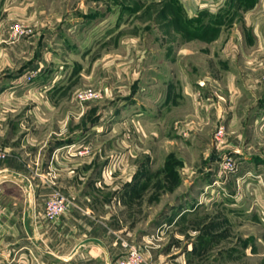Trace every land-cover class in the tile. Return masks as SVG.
Instances as JSON below:
<instances>
[{"label": "rangeland", "instance_id": "obj_1", "mask_svg": "<svg viewBox=\"0 0 264 264\" xmlns=\"http://www.w3.org/2000/svg\"><path fill=\"white\" fill-rule=\"evenodd\" d=\"M258 2L235 0L221 13L188 16L180 0H0V50L9 49L12 57L11 72H0V82H13L7 91L0 87V131L25 130L19 119L27 117V127L32 122L52 135L50 147L64 148L68 164L104 165L90 204L98 214L113 212L124 231H147L165 208L188 195L182 206L193 213L174 228L183 246L205 251L199 264L221 256L210 231L217 212L234 204L235 211L257 213V219L218 221H232L237 231L232 264H264V181L232 149L226 124L216 118L222 97L213 88L215 68L242 66L243 57L231 59L233 38L219 43L216 57L200 49L221 34L250 40L244 19ZM193 41L199 46H188L197 57H185L180 46ZM86 90L94 96L79 104L76 96ZM43 135L38 140L45 141ZM2 142L0 137L8 156L0 160L15 157ZM137 180L139 187H123ZM163 238L131 245L160 264Z\"/></svg>", "mask_w": 264, "mask_h": 264}, {"label": "crops", "instance_id": "obj_2", "mask_svg": "<svg viewBox=\"0 0 264 264\" xmlns=\"http://www.w3.org/2000/svg\"><path fill=\"white\" fill-rule=\"evenodd\" d=\"M180 3L181 9H184L188 16H194L209 10H220L221 13L222 9L228 10L235 0H180ZM249 9L251 10L247 12L244 20L246 26L252 28L250 40L246 41V36L241 33L225 38L221 34L212 37L209 44L200 46V49L206 48L205 52H209L208 55L213 58L218 54L219 43L224 39V43L229 44L233 38V48L236 52L232 54L231 59L234 60L236 55L243 57L242 66L215 68L217 78H214L213 84L216 83V86L212 87L216 88L218 95L222 97L216 101V118L223 119L226 124L227 137L233 140L230 143L232 149L246 161L249 171L258 173L264 181V0H259L254 8ZM200 37L195 35L194 38L199 40ZM198 40L194 41L200 42ZM194 41L180 43L182 55L197 57L198 53L188 46V43L199 46V43ZM247 43L251 45L246 54L244 48ZM11 59L9 49L2 48L0 72L3 71L4 77L9 76L7 72H11ZM4 77L0 87L7 91L13 82L7 83L9 77ZM168 99L165 96L162 102L163 110ZM153 114L155 115L152 111V116ZM146 115L150 118L151 113L147 111ZM26 118L19 119H25L26 128L15 133L18 136L13 137V127H8L4 132L0 131L2 143L15 151V157L0 160V264H115L125 252L124 243L131 245L133 241L150 242L151 239H161V235L164 237V244L161 253L163 260L160 264L203 262L205 251L201 250L199 253V248L191 250L186 244L183 246V238L174 228L182 217L186 218L193 213L182 206L188 195L165 208L159 217L151 222L147 231L135 232L133 228L124 231V227L115 222L113 212L98 214L90 204L91 186H96L95 175L104 173V165L95 166L93 169L90 161H80L81 164L76 165L68 164L64 148L50 147L55 141L50 139L52 135L44 136L32 122L27 127ZM231 130L234 133L233 138ZM40 135L46 140H38ZM47 176L54 177L53 184L74 205L54 220H47L44 216V203L53 192L52 182H48ZM140 183L141 180L129 181L123 187L129 190L139 187ZM120 190L115 188L112 191L121 194L122 191L118 192ZM260 203L264 208V200ZM234 206L236 205L217 212V226L210 228L218 242L216 255L221 254L218 259L213 256L210 264H232L230 260L234 256L236 228L232 221L219 223L218 220L258 218L257 213L235 211L232 209ZM176 212L177 216H174ZM223 238L226 243L222 241ZM258 242H261V239H258ZM195 247H198L197 244Z\"/></svg>", "mask_w": 264, "mask_h": 264}, {"label": "built area", "instance_id": "obj_3", "mask_svg": "<svg viewBox=\"0 0 264 264\" xmlns=\"http://www.w3.org/2000/svg\"><path fill=\"white\" fill-rule=\"evenodd\" d=\"M93 96L94 94L92 91L86 90L78 93L76 99L79 104H84L85 102L91 100ZM222 131L223 129L220 128L218 133L221 134ZM6 156L8 155L4 151L0 150V159ZM72 206L74 207V205L69 202L67 198L54 190L44 204V216L47 220H54L62 216L67 209ZM123 246L125 248V252L116 260L115 264H155L149 260L137 246L127 243H124Z\"/></svg>", "mask_w": 264, "mask_h": 264}, {"label": "bare ground", "instance_id": "obj_4", "mask_svg": "<svg viewBox=\"0 0 264 264\" xmlns=\"http://www.w3.org/2000/svg\"><path fill=\"white\" fill-rule=\"evenodd\" d=\"M73 149V147H68V150H72ZM170 218V217H169ZM159 228H161V227H159Z\"/></svg>", "mask_w": 264, "mask_h": 264}]
</instances>
